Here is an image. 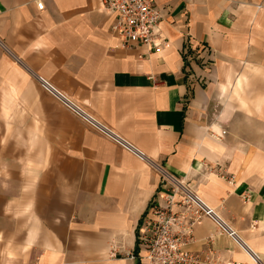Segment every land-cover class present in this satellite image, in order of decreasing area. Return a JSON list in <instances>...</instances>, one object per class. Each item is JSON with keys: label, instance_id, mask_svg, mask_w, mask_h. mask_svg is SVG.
Here are the masks:
<instances>
[{"label": "crops", "instance_id": "obj_1", "mask_svg": "<svg viewBox=\"0 0 264 264\" xmlns=\"http://www.w3.org/2000/svg\"><path fill=\"white\" fill-rule=\"evenodd\" d=\"M100 4L0 0V264H140L139 230L169 178L264 262V0H156L167 44L155 52L125 48ZM209 239L213 264H251L208 219L189 249Z\"/></svg>", "mask_w": 264, "mask_h": 264}, {"label": "built area", "instance_id": "obj_2", "mask_svg": "<svg viewBox=\"0 0 264 264\" xmlns=\"http://www.w3.org/2000/svg\"><path fill=\"white\" fill-rule=\"evenodd\" d=\"M101 9L112 15V31L122 41L127 49L145 48L155 52L167 44L159 35V25L162 11L157 8L156 0H100ZM43 10V3H38ZM204 65L207 67L211 59V51L205 48ZM185 57L191 61L188 49ZM141 58V56H140ZM41 88L57 100L64 108L90 125L94 130L112 140L115 144L144 160L145 154L135 145L90 116L83 107L60 92L49 81L39 77ZM199 82L207 84L208 78L199 77ZM227 131H221L225 136ZM220 137V136H219ZM171 191L163 196L153 207L151 215L147 216L139 230L137 255L140 264H213L214 248L212 239L208 240L204 252L194 253L189 246L194 242V228L203 219L211 220L220 235H225L245 249L251 264H264L261 258L247 249L238 233L211 207L205 200L183 182L169 178ZM177 196L180 197L176 200Z\"/></svg>", "mask_w": 264, "mask_h": 264}, {"label": "rangeland", "instance_id": "obj_3", "mask_svg": "<svg viewBox=\"0 0 264 264\" xmlns=\"http://www.w3.org/2000/svg\"><path fill=\"white\" fill-rule=\"evenodd\" d=\"M84 109V108H83ZM264 155V152L262 153Z\"/></svg>", "mask_w": 264, "mask_h": 264}, {"label": "trees", "instance_id": "obj_4", "mask_svg": "<svg viewBox=\"0 0 264 264\" xmlns=\"http://www.w3.org/2000/svg\"><path fill=\"white\" fill-rule=\"evenodd\" d=\"M139 264V263H138Z\"/></svg>", "mask_w": 264, "mask_h": 264}]
</instances>
